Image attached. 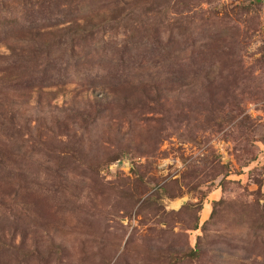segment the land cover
<instances>
[{
	"label": "rangeland",
	"instance_id": "374dc122",
	"mask_svg": "<svg viewBox=\"0 0 264 264\" xmlns=\"http://www.w3.org/2000/svg\"><path fill=\"white\" fill-rule=\"evenodd\" d=\"M0 61V264H264V0H0Z\"/></svg>",
	"mask_w": 264,
	"mask_h": 264
},
{
	"label": "trees",
	"instance_id": "16d2710c",
	"mask_svg": "<svg viewBox=\"0 0 264 264\" xmlns=\"http://www.w3.org/2000/svg\"><path fill=\"white\" fill-rule=\"evenodd\" d=\"M8 48V47H7ZM0 62H2V61H0ZM7 69V67H1L0 68V71H5ZM104 99H102V98H100V101L98 102L97 100H94V103H97L98 105H99V107L100 108H102V109H105L104 108V101H103ZM76 117H78V116H76Z\"/></svg>",
	"mask_w": 264,
	"mask_h": 264
},
{
	"label": "built area",
	"instance_id": "2783aa9c",
	"mask_svg": "<svg viewBox=\"0 0 264 264\" xmlns=\"http://www.w3.org/2000/svg\"><path fill=\"white\" fill-rule=\"evenodd\" d=\"M111 165H114V166H115V163H114V164H111ZM111 165H110V166H111Z\"/></svg>",
	"mask_w": 264,
	"mask_h": 264
}]
</instances>
